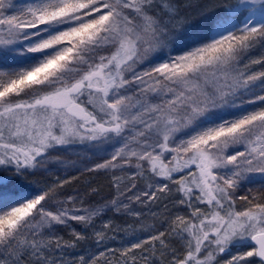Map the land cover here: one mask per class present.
Here are the masks:
<instances>
[{"label":"snow or ice","instance_id":"obj_1","mask_svg":"<svg viewBox=\"0 0 264 264\" xmlns=\"http://www.w3.org/2000/svg\"><path fill=\"white\" fill-rule=\"evenodd\" d=\"M0 172V264H264V0H0Z\"/></svg>","mask_w":264,"mask_h":264},{"label":"rangeland","instance_id":"obj_2","mask_svg":"<svg viewBox=\"0 0 264 264\" xmlns=\"http://www.w3.org/2000/svg\"><path fill=\"white\" fill-rule=\"evenodd\" d=\"M192 2L194 4H206L208 3V0H192ZM13 3L16 5L17 9H19L21 7H24L25 0H13ZM193 13L194 18L192 20V25L197 26L201 24L202 17L195 16V8L193 9ZM89 147L90 146L87 144H75L69 146L67 149L62 150L60 153L61 158L64 161L63 164H60L55 160H52L47 164L46 167L52 170L51 174L41 170L40 172H37L36 175L29 176L28 179L23 182V184L29 187H36L39 186V184L45 181L46 179L51 180L55 176H61L62 178L76 177V179L72 180L70 185H65L66 192H83L85 189H87L89 182H91L94 187L102 189V196H108L110 194V189L108 187L109 177H106L101 174H93L87 172L81 175L80 172L77 171L78 168L83 169L85 165L91 166L92 161L95 159V157H93L92 151L89 150ZM262 185H264V175L259 173L252 174V176L250 177V182H244V190L246 191L247 188H251L255 191L256 189H259ZM94 199L99 200L100 197H95ZM169 207L171 208V205H169ZM156 211L162 213L163 209L157 208ZM108 217H111L116 224H120L124 227H128L129 225H132L136 228L140 227L136 220L131 217H122L119 214L114 213H108L105 219H107ZM141 220H143L146 224H156L157 227L159 226L157 220L145 219L144 217H141ZM73 227H75L78 231L80 229V226L76 222H73ZM60 234H64L63 230H61ZM123 237V233L119 234L116 238L117 243L113 244V246H118V241ZM99 250L102 249L95 247L91 240L83 241L81 242L80 246L73 251L70 259L76 260L80 255H87L89 252ZM227 258L228 254L226 253L220 258L221 264H224V261Z\"/></svg>","mask_w":264,"mask_h":264},{"label":"flooded vegetation","instance_id":"obj_3","mask_svg":"<svg viewBox=\"0 0 264 264\" xmlns=\"http://www.w3.org/2000/svg\"><path fill=\"white\" fill-rule=\"evenodd\" d=\"M0 174H4V173L0 172ZM7 175H9L10 178H11V180H12L14 183H17V184H23V182L25 181V180H22L20 177H17V176H15V175H12L11 173H8ZM23 185H24V184H23Z\"/></svg>","mask_w":264,"mask_h":264}]
</instances>
